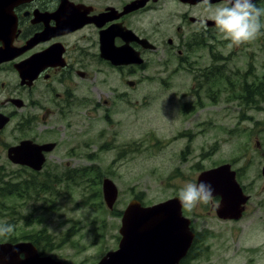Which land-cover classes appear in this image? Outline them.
Here are the masks:
<instances>
[{
    "label": "rangeland",
    "instance_id": "1",
    "mask_svg": "<svg viewBox=\"0 0 264 264\" xmlns=\"http://www.w3.org/2000/svg\"><path fill=\"white\" fill-rule=\"evenodd\" d=\"M180 48L160 45L147 67L131 76L96 63L89 67L80 112H69L84 131L70 133L67 119H57L59 130L37 124L21 131L29 126L18 127L21 119L41 114L25 98L26 106L15 109V119L0 133V224L16 226L0 243L30 242L46 230L52 244L41 242L44 256L63 264H97L118 248L122 215L132 200L153 205L179 197L185 182L232 164L250 196L246 214L241 223L221 221L216 201L185 209L199 233L195 263L264 264V99L256 93L264 90V35L237 46L218 31L206 46ZM1 80L7 90L0 91V112H9L1 104L17 87L9 66ZM127 80L139 85L131 90ZM21 138L62 146L43 172L19 170L2 148ZM105 179L118 189L113 208L104 198ZM42 183L50 189L39 196ZM28 185H34L30 191Z\"/></svg>",
    "mask_w": 264,
    "mask_h": 264
},
{
    "label": "flooded vegetation",
    "instance_id": "2",
    "mask_svg": "<svg viewBox=\"0 0 264 264\" xmlns=\"http://www.w3.org/2000/svg\"><path fill=\"white\" fill-rule=\"evenodd\" d=\"M254 2L257 7L264 8V0ZM169 3L173 7H167ZM227 3L228 0H209L213 10L218 6H226ZM8 15L9 19L0 16V25H6L7 22L11 24L8 32L5 29L6 36L3 35V39H0V51H3L7 43L12 49L11 52L7 51V55L4 52L0 57V91L5 94L7 90V83L1 80L6 66L11 68L16 77L17 87L12 95L4 96L1 100L2 105L12 109L9 112H0V115L9 120L0 129V133L15 119V109L21 110L26 106L25 98L33 105L34 110L40 109L41 114H34L30 120L21 119L18 127H22L23 123L29 124L21 128V131L37 124H52L53 129L59 130L56 127L57 119H67L66 125L70 133L77 128L84 131L83 122L75 118V114L69 117V112L75 107L80 112L78 106L83 102L81 83L90 77L87 69L93 64L131 76L133 71L138 72L147 67L149 54L158 52L160 45L172 49L178 44L185 50H191L198 44L203 47L208 41L217 39L219 31L214 20L210 18L211 13L205 11L203 0H19ZM201 20L205 21L204 26L199 23ZM261 22L264 23V17ZM169 34L172 36L168 37ZM178 54L182 55L180 50ZM5 57L10 59L6 60ZM126 82L131 90L139 85L131 80ZM77 117H80L79 114ZM61 126L66 128L65 125ZM24 141L38 146L53 145L52 151L43 152L45 160L40 171L49 162L50 156L62 146V142L51 139L39 142L34 138H21L17 143L2 148L12 166L34 172L40 171L16 163L10 158L15 157V151L10 153V149L19 147ZM229 165L249 199L244 205L242 217L237 220L220 218L217 209L215 215L221 221L241 223L250 196L240 183V170L236 171L232 164ZM134 200L143 207L155 205H146L140 199ZM213 201L218 202V208L221 198L214 197ZM182 215L189 223L193 238L179 264H196L200 260L197 254L199 233L184 208ZM121 239L120 236L118 248L114 251L119 249ZM6 243L15 244L3 242L0 245ZM239 252L241 254V244ZM21 259H24V255Z\"/></svg>",
    "mask_w": 264,
    "mask_h": 264
},
{
    "label": "water",
    "instance_id": "3",
    "mask_svg": "<svg viewBox=\"0 0 264 264\" xmlns=\"http://www.w3.org/2000/svg\"><path fill=\"white\" fill-rule=\"evenodd\" d=\"M18 2L19 0H0V16L9 19L8 13ZM10 25L8 22L6 25H0L1 40L3 35L6 36L5 29L8 32ZM5 45L3 51H0V57L2 53L6 54L12 50L8 43ZM8 59L10 58L7 57L6 60ZM8 121L7 117L0 115V129ZM52 148L53 145L50 144L38 146L30 141H24L9 152L15 151L12 152L15 157H10L12 161L40 171L45 160L43 152L52 151ZM262 174L264 176V166ZM201 181L211 185L214 197L221 198L217 208L220 218L237 220L242 217L244 205L249 197L239 186L236 173L231 170L229 164L202 172L198 183ZM103 193L106 203L113 208L118 199V189L112 180L103 181ZM120 235L122 239L119 249L109 252L97 264H179L193 238L189 231V223L182 215L179 198L150 207H143L138 201L133 200L124 211ZM23 255L24 259H21ZM0 264H63V262L51 256H41L32 243L21 242L0 245Z\"/></svg>",
    "mask_w": 264,
    "mask_h": 264
},
{
    "label": "clouds",
    "instance_id": "4",
    "mask_svg": "<svg viewBox=\"0 0 264 264\" xmlns=\"http://www.w3.org/2000/svg\"><path fill=\"white\" fill-rule=\"evenodd\" d=\"M205 11L210 12L219 33L234 45L254 41L259 35H264V8L257 7L254 0H228L226 6H218L214 10L209 0H203ZM204 26L205 21L199 22ZM214 190L210 184L185 182L179 190V201L182 208L192 210L199 205H209L214 200ZM15 225L7 222L0 224V237L10 236Z\"/></svg>",
    "mask_w": 264,
    "mask_h": 264
},
{
    "label": "trees",
    "instance_id": "5",
    "mask_svg": "<svg viewBox=\"0 0 264 264\" xmlns=\"http://www.w3.org/2000/svg\"><path fill=\"white\" fill-rule=\"evenodd\" d=\"M214 72L216 74V71H214ZM249 89H254V88L253 87H249ZM252 93L253 92L251 90L247 93V96H246V99H245L246 100V103L249 102V98L251 97ZM256 93H257L258 96L260 95L262 97V99H264V90L263 89L257 90ZM262 101H264V100H261V102ZM10 185H11V183H9V182L6 183L7 189H8V187ZM45 185L46 184L42 183V185H41V187L39 189V196H42V192L41 191H46L47 189H50V188H46ZM33 186L34 185L25 186V190L26 191H30ZM27 239H28V241L32 242L38 248L40 254H42V252L44 253V250L41 248V242L46 243V245H51L52 244L51 237L47 234L46 230H42L41 232H39L37 237L31 236V237H29ZM47 242H50V243H47Z\"/></svg>",
    "mask_w": 264,
    "mask_h": 264
}]
</instances>
